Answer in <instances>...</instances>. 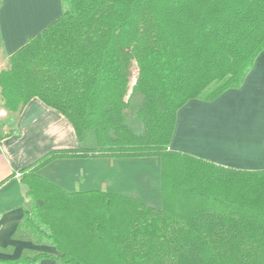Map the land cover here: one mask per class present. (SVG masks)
<instances>
[{
	"label": "trees",
	"instance_id": "obj_1",
	"mask_svg": "<svg viewBox=\"0 0 264 264\" xmlns=\"http://www.w3.org/2000/svg\"><path fill=\"white\" fill-rule=\"evenodd\" d=\"M62 2V14L0 70L4 108L20 111L36 97L77 138L20 170L30 198L20 231L56 254L0 264H264V169L170 148L177 111L240 87L264 50V0ZM150 156L160 160L158 208L67 191L37 173L59 158Z\"/></svg>",
	"mask_w": 264,
	"mask_h": 264
},
{
	"label": "crops",
	"instance_id": "obj_2",
	"mask_svg": "<svg viewBox=\"0 0 264 264\" xmlns=\"http://www.w3.org/2000/svg\"><path fill=\"white\" fill-rule=\"evenodd\" d=\"M62 11V0H0V70L14 51ZM76 146L71 123L40 99L34 97L13 112L4 108L0 96V259L41 251L56 254L52 246L38 244L20 231L30 207L20 170L52 150ZM170 148L224 167L264 169V50L240 87L212 101L191 99L177 111ZM153 158H59L37 173L67 191H109L158 208L160 160L152 163ZM41 261L56 264L52 259Z\"/></svg>",
	"mask_w": 264,
	"mask_h": 264
},
{
	"label": "rangeland",
	"instance_id": "obj_3",
	"mask_svg": "<svg viewBox=\"0 0 264 264\" xmlns=\"http://www.w3.org/2000/svg\"><path fill=\"white\" fill-rule=\"evenodd\" d=\"M8 65V63L6 62V65H5V67ZM5 67H3V68H5ZM136 76H137V67H136V65H135V63L133 64V67H132V77H131V80H130V87L134 84V82H135V79H136ZM156 157V156H155ZM158 158L156 157V158H153L152 159V163H154V161H158L157 160ZM159 163H160V161H159ZM153 167L154 168H156L157 167V165H153ZM155 175H156V171H155ZM43 262H45V261H41L39 264H41V263H43ZM52 263H54L53 261H46L45 262V264H52Z\"/></svg>",
	"mask_w": 264,
	"mask_h": 264
}]
</instances>
